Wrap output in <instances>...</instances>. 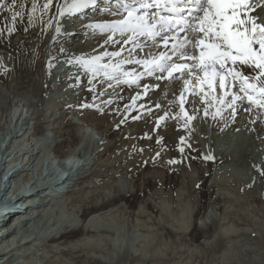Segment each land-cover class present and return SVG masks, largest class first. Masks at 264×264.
<instances>
[{
    "label": "bare ground",
    "instance_id": "bare-ground-1",
    "mask_svg": "<svg viewBox=\"0 0 264 264\" xmlns=\"http://www.w3.org/2000/svg\"><path fill=\"white\" fill-rule=\"evenodd\" d=\"M8 2L10 4L11 0H8ZM251 2L256 6V9L262 3L264 5V0H251ZM23 4V15L17 17L15 20L12 19V8L5 7L0 9V69H2V72L4 71L1 74L3 84L6 87L5 92L0 89V94L5 100L8 99L10 108V122H8L9 128L7 134H5L6 129L4 127L0 128L2 133L0 137V140L2 139L0 141V168L3 173L0 174V195L8 190L13 191V196L21 199L29 195L33 190L48 191V187H51L50 183L54 179L53 171L55 165H57V160H52V162L49 160L50 162L44 163L50 164L51 168L50 171L49 169L46 171V169L43 173V176L49 177H47L49 180H46L44 183L38 177L40 172L38 174L35 173V169L37 167L41 168V164H43L39 160L38 153L43 151L44 157L50 152L58 156L61 154V148L64 145L78 139L75 130H68L73 126L70 120L71 115L80 116L85 122L86 119L92 120L93 124L95 123L97 126L105 128L107 137L115 135L119 131L121 132L122 126L131 120L132 114H135L133 119H139L144 116L146 118L149 114L147 108L151 109L153 105L145 103V94L138 91L136 85H139V81L143 79V76L149 75V71L152 72L149 75L150 78L153 77L155 79L157 75L161 74L165 77L162 80L160 79V83L156 82L152 86L158 92L157 96H159L161 101L160 106L163 111V115L160 117L156 118L154 116V123H157V120L161 119V124L163 125L162 127L161 125L154 126L149 132L139 131L138 133L134 132V134H131L130 129L129 132H122L119 139L106 152L100 150L96 156L94 155L93 167L96 165V168L90 173L91 175L88 178H83L80 174L77 175L79 179L71 186L65 188V194L58 201L48 200L42 194L33 197L41 205L31 211L33 215L18 223L13 230H11V227L9 231L8 227L0 230L3 234L4 232L2 231L6 230L5 233L8 234L7 237L0 238V256L2 257L0 260L2 264H66L64 257H72L77 259L80 264H88L89 262L82 258L84 251L88 250L91 252L96 250L99 244L97 241L100 239L95 241V237L101 236L103 233H107L108 235L112 231V227L110 226L106 225V228L103 227V222L102 225L99 223L102 227L98 224L97 215L109 211L116 202L130 201L125 191L122 192L118 189L117 191L114 188L113 193L115 194L116 192V194L112 195L110 191L113 190V186H109V184L107 186L105 183L114 175L111 154L118 152L121 148H125L127 141L124 140L129 136L130 138L137 137V140H134V144H137L139 152L143 151L144 147L150 145L149 148H164L170 150L173 155H177L179 144L177 145L174 142L173 136L175 135V129L183 127L182 122L185 120V114H183V117L182 113L184 111L181 100L188 93L190 96L196 95V92L202 93V97L206 101L205 103H210L209 106L218 119L219 114L226 108H229V112L226 115L230 118L234 119L239 113L246 120L248 117L256 118L258 137L264 141V107H257L255 104L250 103L244 92H242V96L234 97L233 90L237 88L240 90L241 84L238 78L229 74V70L240 71L248 76H254L255 72L239 62L233 66L231 61H228L226 64L227 68L221 69L217 67L219 75L212 78L211 87H209V79L204 77L203 72L194 67L197 61L180 58L181 52L199 55L200 49L196 47L193 49V45H188L185 40V31H187V34L192 33L189 27L186 26L187 28L185 27L184 29L177 27L171 31L161 32L160 35H155L154 37L152 35H143L144 39L140 38L141 40L134 41L133 39L137 38V36L139 37L140 34H134L131 31L122 33L113 27L116 22L120 21L114 16L124 14V20L128 19L126 18L128 17L126 5H124L122 0H96L95 4L80 7L74 11L69 10L72 0H51L48 7H44L45 4H48V0H23ZM162 4L163 2H160V6ZM135 6L140 7L138 3H135ZM182 7L185 8L187 14V9L191 5H182ZM16 8H19V3L16 5ZM34 8L35 10H33ZM151 9L150 13L144 10L141 11V16L147 14V18L154 17L157 20L160 16H167H159L155 11L156 6L151 7ZM111 12L115 15H110ZM248 14L255 16L251 13V10H249ZM242 18L245 17L242 16ZM188 19L191 20V18ZM149 22L151 24L153 21L149 19ZM192 23L195 26L196 22L192 21ZM157 31H159V24H156L151 29L152 33ZM165 37H167V46H165ZM181 45H185V47H181ZM162 56L164 57L163 59H161ZM169 57L171 59H168ZM137 61H141V63H137ZM144 61H155L165 65L171 63L187 64L192 68V73H189L187 69L184 71H173L171 78H169L167 71L163 73L156 71L154 70V63L145 65ZM70 75L74 76L71 77ZM197 75H199V79H197ZM221 77H223V81ZM261 80H264V77H261ZM185 81H188V83H185ZM250 82L259 84L258 81ZM221 83L224 84L223 87H221ZM158 84L159 86H157ZM66 94L75 95V102L73 101L74 103L72 104L59 103L58 105H52L50 116L47 115L51 110V108L45 109L47 101L51 100L50 98H53L54 95L62 98ZM118 96L126 98V104L123 105L125 107H123L124 110L118 112L120 114H115V99ZM232 96L233 98H231ZM53 102L55 104V100ZM236 102L237 104L235 105ZM139 104H144L145 106L143 108L140 106L142 109H139L137 112ZM36 107L38 110L35 112ZM12 109L13 113H15L14 117L11 116ZM87 109L90 112H87ZM45 111L46 122L43 124V127L45 128L49 125L45 129H48L56 138L54 150H50L48 146L46 149L40 150L43 144H47L48 138L44 139L46 135L45 131L41 134L42 140H39V133L35 129V132L32 134L28 132L31 129L29 125L33 124L37 117L41 116ZM114 114L117 120L109 121L110 117L114 116ZM31 115V120H29ZM172 117L176 118L172 120ZM60 121L64 123V126L59 125ZM26 122L27 124H25ZM146 122L151 123V120L148 118ZM43 127L39 126L38 128L41 129ZM34 128L37 129V127ZM221 128L223 127L221 126ZM27 133L28 138H24L23 142L22 137H26ZM144 138L150 139L151 142L149 144L144 142L143 147L142 141ZM33 139H35V143L29 147L27 142ZM41 141H43V144ZM7 145L8 155L6 158H2L1 152H5L4 147ZM194 148L193 152L199 154V148ZM80 152L82 153L81 148ZM80 152L75 149L74 153L81 157ZM252 153L250 151L247 152L246 161H243L246 164H253V167H255V162L251 157ZM228 159V157L222 155L217 158L216 165L219 166V169L220 167L222 169L228 163ZM88 161L85 162L87 163ZM191 162L192 164L194 163L193 160ZM77 164L78 162L75 163V169H78ZM151 164V162H146L145 166H150ZM82 165L84 164H81V170ZM31 167L35 170L34 172H32ZM60 167L62 168V164ZM234 169L236 170V168L231 170ZM242 172L240 171V173ZM258 173L261 175L262 179L260 180H263L261 182L263 183L264 170ZM205 176L203 175V177ZM4 177L10 181H5ZM84 179L87 181L94 179L95 182L81 187ZM8 182H10V185L6 187L5 183ZM164 182L167 185H171L180 181L174 175L169 174ZM104 183L106 186H101L100 188V185ZM121 187L123 188V186ZM107 189H109V193ZM59 190H63V188L60 187ZM123 190L125 189L123 188ZM208 191L209 187L207 186L205 187V193L207 194ZM200 192L202 193V189ZM262 197L264 198V196ZM100 198H102V202H99ZM1 202L3 203V200H0ZM6 207L7 205H3V208ZM94 218L95 220H93ZM26 246L32 248L24 249ZM235 256L240 260L241 255L236 252ZM257 259L264 263V253L258 252Z\"/></svg>",
    "mask_w": 264,
    "mask_h": 264
},
{
    "label": "rangeland",
    "instance_id": "rangeland-1",
    "mask_svg": "<svg viewBox=\"0 0 264 264\" xmlns=\"http://www.w3.org/2000/svg\"><path fill=\"white\" fill-rule=\"evenodd\" d=\"M263 6L262 3L258 9L255 8V11H251V13L254 15L259 14L262 17L264 11ZM111 13L110 15H115ZM126 14L128 15V13ZM136 16H141V14ZM114 17H117L119 20H124L125 15ZM257 21L260 23V20ZM187 37L188 39H192L193 33L188 34ZM140 38L144 39V36L139 35V37L137 36V38L132 39L135 41L141 40ZM226 64L224 68H227ZM1 72L2 69H0V89L5 92L6 87L3 84ZM70 76L72 77L74 75ZM146 77L148 78L146 79ZM157 77L160 78L157 79ZM157 77L153 79L149 75L143 76V79L141 78L142 80L139 81V85H136V89L145 94V103L151 106L153 105L151 109L147 108L149 114L147 113L146 118L144 116L139 119H133L135 114H132L131 120L122 126L121 132L119 131L115 135L107 137L105 128H101L95 123L93 124L92 120L86 119L85 122L80 116L76 115V117L75 115H71L70 120L73 126L68 130H75L78 139L64 145L61 148V154L58 156L50 152L44 157V152H39V156H37L41 160V163H43L41 164L42 169L37 167L35 171L31 167L32 172L35 171L36 174L40 172V175L37 176L45 183L46 180H49V177L46 175L43 176V173L46 169V171L48 169L50 171L51 168L50 164L44 163L57 160L56 163L59 161L57 166L61 168V161L71 154L72 151L75 152V149L80 152L81 148L82 153L80 152V154L83 158L78 161V169H76L74 183L79 179V176H77L79 174L83 178H88L91 175L90 173L96 168V165L93 167L94 155L96 156L100 150L106 152L119 139L122 132H129L130 129V133L134 134V132L138 133L139 131L149 132L154 126L157 127L156 125H161L162 127L161 119L157 120V123H154L155 117L157 118L163 115V111L160 106L161 101L159 96H157L158 92L152 86L156 82L160 83L165 77L163 74L157 75ZM142 81L143 83H141ZM195 94L191 95V97L188 93L184 97L185 100H181L184 111L182 116L184 117L183 114H185V120L182 122L183 127L175 129V135L173 136L174 142L177 145L179 144L177 155H173L170 150L164 148L153 149L149 148L150 145L144 147V142L147 144L151 142L150 139L145 138L143 141L139 140L142 141L144 147L143 151L139 152L137 144H134V140H137V137L130 138L129 136L124 140L127 141L125 148H121L118 152L111 154L114 175L105 183L107 186L108 184L109 186H113H111L113 190L110 191L112 195L116 194V192L115 194L113 193L114 188L122 192L125 191L130 201L124 200L116 202L109 211L97 215L98 224L101 223L102 225L104 223L105 226H102L105 228L110 226L112 227V231L108 235L107 233H103L101 236L95 237V241L100 239L97 241L99 244L96 250L91 252L88 250L84 251L82 258L88 261V264H264L257 259L258 252L264 253V198L262 197L264 196V182L261 183L263 180H260L262 178L258 173L264 170V141L258 137L256 118L248 117L247 121L239 113L233 119L226 115L229 112V108H226L227 111L224 109L219 114L218 119L209 106L210 103H205L206 101H204L202 93L196 92ZM72 95L66 94L62 98L54 95L53 98H50L51 100L47 101L48 103L46 102L45 109H50L52 105H58L59 103H74L75 95ZM242 95L243 93L238 88L233 90L234 97ZM116 98L114 97L116 103L114 112L115 114H120L118 112L124 110L125 107L123 105L126 104V98H123V96ZM54 100L55 104L53 102ZM62 100L64 101L62 102ZM140 106L143 108L145 105L139 104L137 106V112L139 109H142ZM37 110L36 107L34 111L36 112ZM0 111V117L3 118L0 121V125L4 124L0 128L4 127L6 129L5 134H7L9 128L8 122H10V108L8 99L5 100L2 98L1 94ZM51 111L52 108L47 115ZM45 113L46 111L41 116L39 115L34 123L30 124L31 126L29 125L31 129L28 132L32 134L36 130L40 136L39 140H42L41 134L45 131L46 135L44 139L48 138L47 144L44 145L43 141H41L43 145L41 144L40 150L46 149L47 146L50 150H54L56 138L48 129H45L49 125L45 128L43 127V124L46 122ZM14 114L12 109L11 116L14 117ZM115 114L114 116L112 115L113 117H110L109 121L117 120ZM194 116V119H189V117ZM31 117L32 115L29 117V120H31ZM148 118L151 120V123L146 122ZM175 118L172 117V120ZM63 124V122H59L60 126ZM39 126L43 128L40 129L38 128ZM34 127H37L38 130ZM1 134L0 131V137ZM24 138H28V133L26 137H22L23 142ZM34 140H31L32 142L27 140V145L30 147L35 143ZM82 142L84 144L78 148L79 143L81 144ZM257 144H259V147ZM194 147H198L201 154L194 153ZM7 148L8 145L4 147L5 152H1L2 158L7 157ZM249 151L253 152L251 157L255 162V167H253V164H246L243 161H246V153ZM221 155L229 158L227 161L229 165L226 163L222 169L221 167L219 169V166L216 165V160ZM206 157H211V159H206ZM192 160L195 164H192ZM85 161L88 162L86 163ZM169 161L177 162L169 163ZM146 162H151L152 164L145 166ZM81 164H84L82 165L84 167H82L83 171L81 170ZM233 168H236V170H231ZM239 170L243 172L240 173ZM169 174L177 177V180L180 182H175L171 185L165 184L164 181ZM203 175L207 177H203ZM82 182L81 187L87 184L89 185L90 183L93 184L95 180L91 179L87 181L84 179ZM105 183L100 185V188L101 186H106ZM207 186L209 187V191L206 194L205 187ZM200 188L202 189V193L200 192ZM107 192L109 193V189H107ZM101 199H99V202H102ZM236 252L241 255L240 260L235 256ZM64 259L66 264H80L77 259L72 257H64Z\"/></svg>",
    "mask_w": 264,
    "mask_h": 264
},
{
    "label": "snow or ice",
    "instance_id": "snow-or-ice-1",
    "mask_svg": "<svg viewBox=\"0 0 264 264\" xmlns=\"http://www.w3.org/2000/svg\"><path fill=\"white\" fill-rule=\"evenodd\" d=\"M134 2L138 3L140 8L156 6V4L149 3L148 0H134ZM18 3L19 8H16ZM50 3L51 0H48V4H45L44 7H48ZM95 3L96 0H72L69 10L74 11L77 8ZM156 3H160V0H156ZM163 3L165 4L164 11L171 15L160 16L158 20L154 17L147 18V14L136 16L135 13L138 9L125 6L128 19L116 22L113 27L122 33L131 31L134 34L152 35L154 37L160 35L161 32L171 31L177 27L182 29L183 24H187L193 33V37L188 39L186 36L185 40L193 47L199 48L200 51L198 56L181 52L180 58L197 61L194 67L203 72L204 77L209 79V87H211L212 78L219 75L217 67L223 69L228 61H231L233 66L239 62L251 68L255 72L254 76L244 75L243 72L233 70H229V74L239 79L240 91L245 93L250 103L257 107H264V80H261V77H264V17L259 14L255 16L248 14L249 10L255 11L251 0H163ZM182 5H191L187 9V16L181 15L185 11ZM5 7L13 9V20L23 15V0H11L10 4L8 0H0V9ZM188 17H191V20ZM149 19L153 21L151 24ZM257 20L261 22L257 23ZM180 21L183 24L179 23ZM192 21L196 22L195 26L192 25ZM156 24H159V31L152 33L151 29ZM164 40L165 46H167V37ZM181 47H185V45H181ZM163 58L162 56L161 59ZM137 63H141V61H137ZM143 63L145 65L154 63V70L161 73L167 71L169 78H171L173 71L187 69L189 73H192V68L187 64L171 63L165 65L155 61H144ZM151 74L152 72L149 71V75ZM159 78L157 77V79ZM199 78L197 75V79ZM221 80L223 81V77ZM250 81H258L259 84ZM223 86L224 84L221 83V87ZM194 118L189 117V119ZM210 158L206 157V159ZM176 162L169 161V163Z\"/></svg>",
    "mask_w": 264,
    "mask_h": 264
}]
</instances>
